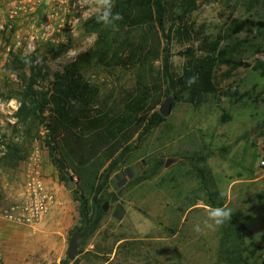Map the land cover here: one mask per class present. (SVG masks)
Returning a JSON list of instances; mask_svg holds the SVG:
<instances>
[{
	"label": "rangeland",
	"instance_id": "rangeland-1",
	"mask_svg": "<svg viewBox=\"0 0 264 264\" xmlns=\"http://www.w3.org/2000/svg\"><path fill=\"white\" fill-rule=\"evenodd\" d=\"M112 2L122 19L100 23L113 41L105 58L109 64L94 51L81 68L83 80L97 89L91 114L124 111L133 70L110 59L123 57L149 21L159 40L158 54L147 66L160 85L155 110L168 95L175 104L105 165L96 199L107 208L87 231L76 186L67 187L69 172L60 181L50 159L47 123L56 113H68L71 123L86 122L79 114L81 97L67 87V69L96 38L86 29L87 19L99 14L94 0H85L67 48L40 46L0 57V205L21 197L24 164L35 148L45 158L47 185L55 194L35 226L0 220V264H259L264 253V167L259 165L264 0H132L128 8ZM150 13L154 20L148 21ZM234 19L247 26L232 32ZM208 62L211 89L205 91L200 81ZM193 76L197 84L188 86ZM217 203L233 210L231 220L203 227L208 207ZM233 218L244 226L239 235ZM196 224L202 231L193 230ZM76 231L81 232L77 253L70 260L66 250Z\"/></svg>",
	"mask_w": 264,
	"mask_h": 264
},
{
	"label": "trees",
	"instance_id": "trees-1",
	"mask_svg": "<svg viewBox=\"0 0 264 264\" xmlns=\"http://www.w3.org/2000/svg\"><path fill=\"white\" fill-rule=\"evenodd\" d=\"M150 1L140 0L142 4H149ZM120 4L128 8L132 0H120ZM98 15L94 14L86 21V29L96 35L93 45L77 53L67 69V87L73 94L81 97L83 108L79 114L86 117V122L71 123L68 113H56L47 123L50 159L58 171L60 181L66 180L68 172L69 178H74V193L81 203L80 213L87 231L97 226L102 214L103 208L96 199V194L101 186V174L105 165L125 148L137 133L148 132L162 119L159 111L155 110L158 102L154 98L160 90V85L158 79L147 70L148 64L159 51L157 31L149 21L154 20L151 13L147 29L136 41L128 45L124 56L110 59L113 64L133 70V86L124 103V111L118 114H91L89 105L95 101L97 89L83 80L81 68L90 63L94 51L100 60L104 59V64L108 65L109 61H105V58L113 42L110 34L97 22ZM245 22L234 19L232 32L243 30L247 26ZM211 62L207 63L200 81V84H204L201 89L205 91L211 89ZM196 84L195 82L192 86ZM174 104L175 101L172 107ZM213 205L221 206L220 203ZM232 225L236 226L235 233L241 234L243 224L233 218ZM74 262L77 264V261ZM259 264H264V253Z\"/></svg>",
	"mask_w": 264,
	"mask_h": 264
},
{
	"label": "built area",
	"instance_id": "built-area-1",
	"mask_svg": "<svg viewBox=\"0 0 264 264\" xmlns=\"http://www.w3.org/2000/svg\"><path fill=\"white\" fill-rule=\"evenodd\" d=\"M84 3L85 0H0V57L6 60L12 53H32L40 46L67 48ZM44 161L38 148L28 155L21 197L0 205V220L35 226L46 216L55 194L47 185ZM259 165L264 167V157Z\"/></svg>",
	"mask_w": 264,
	"mask_h": 264
},
{
	"label": "clouds",
	"instance_id": "clouds-1",
	"mask_svg": "<svg viewBox=\"0 0 264 264\" xmlns=\"http://www.w3.org/2000/svg\"><path fill=\"white\" fill-rule=\"evenodd\" d=\"M95 7L97 8L99 15L97 17V22L104 24L105 26L112 25L115 21L122 19V16L118 12L113 11L112 0H94ZM24 62L27 64L30 61L25 59ZM197 77H190L187 81L188 86L194 84ZM10 103L15 104L16 101H11ZM233 210L226 206H209L207 210V219L203 221V227L212 228L214 226L223 225L232 218ZM194 231H202V226L200 224L194 225Z\"/></svg>",
	"mask_w": 264,
	"mask_h": 264
},
{
	"label": "water",
	"instance_id": "water-1",
	"mask_svg": "<svg viewBox=\"0 0 264 264\" xmlns=\"http://www.w3.org/2000/svg\"><path fill=\"white\" fill-rule=\"evenodd\" d=\"M173 102H174L173 96H171V95L166 96L158 107V111H159L160 115H162L163 117L168 116L170 114L171 109H172ZM74 184L75 183H74L73 178L70 177L68 182H67V187L72 188L74 186ZM102 208H103V210H106L107 203H104L102 205ZM80 233H81L80 231H76L69 238L68 247L66 250V256L70 260L74 259L75 255L77 253V239H78Z\"/></svg>",
	"mask_w": 264,
	"mask_h": 264
}]
</instances>
